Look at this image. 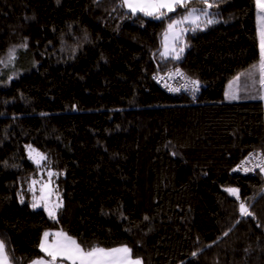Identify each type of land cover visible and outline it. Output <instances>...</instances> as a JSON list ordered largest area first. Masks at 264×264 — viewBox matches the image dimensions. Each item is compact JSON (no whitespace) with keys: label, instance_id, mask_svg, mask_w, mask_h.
Segmentation results:
<instances>
[{"label":"trees","instance_id":"trees-1","mask_svg":"<svg viewBox=\"0 0 264 264\" xmlns=\"http://www.w3.org/2000/svg\"><path fill=\"white\" fill-rule=\"evenodd\" d=\"M210 3L155 20L122 0H0V67L27 68L0 84L11 264L46 256L50 229L85 250L125 244L142 264H264V172L238 169L264 154V100L224 97L259 60L255 0ZM192 8L207 15L185 25L179 59L162 56L165 24ZM40 165L62 198L54 216L30 203Z\"/></svg>","mask_w":264,"mask_h":264},{"label":"snow or ice","instance_id":"snow-or-ice-1","mask_svg":"<svg viewBox=\"0 0 264 264\" xmlns=\"http://www.w3.org/2000/svg\"><path fill=\"white\" fill-rule=\"evenodd\" d=\"M189 0H122V4L126 5L132 13L137 11L143 12L147 16H154L156 19H162L165 16V12L160 11L161 9H167L168 12H175L177 7H186ZM200 3L207 5L208 8L213 7V3L210 0H199ZM256 7L259 9L258 19L261 21L259 33H260V47H261V57L264 59V0H255ZM196 9H192L195 12ZM203 15H207L204 11ZM182 19H188L184 16ZM199 19V17H196ZM180 21L173 20L169 25L168 29H172L173 26ZM209 24L213 23L212 20L207 21ZM167 37V33H165ZM167 47V45H165ZM166 53H161L165 55ZM11 55V53H10ZM179 59V56L176 57ZM261 71H264V63L261 65ZM195 83V82H193ZM264 83V80H262ZM249 171V169H246ZM264 172V167L261 168ZM231 194L237 195L238 189H227ZM38 204H33L32 207H38ZM47 210V209H46ZM240 212L242 215L250 216V213L245 205L242 203L240 205ZM49 215L53 216L54 213L49 210ZM59 237L62 239L58 240L54 245H47L42 241L40 248L48 256L52 257V261L55 262L59 257L60 260L70 261V264H142L139 258H132V249L127 246L120 248H102V247H91L85 250L75 239L68 236L67 233H58ZM49 233H44V237L47 238ZM195 255V253H193ZM0 264H8V256L6 253L5 242L0 240ZM32 264H45L43 258L33 261Z\"/></svg>","mask_w":264,"mask_h":264},{"label":"rangeland","instance_id":"rangeland-1","mask_svg":"<svg viewBox=\"0 0 264 264\" xmlns=\"http://www.w3.org/2000/svg\"><path fill=\"white\" fill-rule=\"evenodd\" d=\"M259 9L256 7L255 4V25L257 31V42H258V50H259V60L257 63L252 65L249 69H254L252 72H249V75L252 77H256L260 82L259 86L255 88L248 84V80L246 78L247 72L246 70L242 69L233 75L227 82L225 89H224V97L227 100L230 99H240V98H247L248 96H253V93L257 92L261 94V98L264 99V71H261V65L264 63V59L261 57V47H260V33L259 28L261 21L258 19ZM184 16H187L188 19H182ZM202 17L204 15L198 11L192 12L190 11L189 14H184L182 17L174 19L176 21H180L179 23L175 24L172 29H168V25L171 22H167L165 24V29L162 33L160 39V48L161 53H166L165 55H173L177 56L182 50L183 46L180 45V41L182 40L184 30V23L185 21H191V19L195 17ZM193 17V18H192ZM165 33H167V37H165ZM167 45V47H165ZM11 61V60H10ZM15 65V64H14ZM257 65V66H256ZM256 66V67H255ZM27 68L21 66H3L0 67V84H6L16 77L19 72L26 71ZM38 153H32V155ZM264 155V154H262ZM30 156V158H31ZM264 167V166H262ZM32 195L30 199L31 206L35 203L38 204V207L43 208L47 214H49V210H51L54 215L58 206L61 204V195L55 190L52 178V172L50 169L45 168L43 165L38 167V175L36 177V181L34 185L31 187ZM47 209V210H46ZM53 215V216H54Z\"/></svg>","mask_w":264,"mask_h":264},{"label":"crops","instance_id":"crops-1","mask_svg":"<svg viewBox=\"0 0 264 264\" xmlns=\"http://www.w3.org/2000/svg\"><path fill=\"white\" fill-rule=\"evenodd\" d=\"M193 9V8H192ZM192 9H189L186 13H185V15L186 14H189L190 13V11L192 10ZM162 10V9H161ZM160 10V11H161ZM197 11V10H196ZM198 12H200V11H198ZM199 17V16H198ZM193 18V17H192ZM201 18L202 17H199V19H196V17L195 18H193V19H191V21H185V23H184V25H187V24H190V23H196V22H198V21H200L201 20ZM185 27V26H184ZM257 66V65H256ZM255 66V67H256ZM254 70V69H253ZM245 72H247V71H245ZM247 75H249L248 73H247ZM246 75V76H247ZM249 82H248V84H250L251 86H254L255 88H257V86H259V84H260V82L258 81V79L256 78V77H254L253 78V80H252V77L250 76V78H249V80H248ZM257 95L259 94L260 95V98H261V94H260V92L259 93H257V92H255ZM262 99V98H261ZM262 100H264V99H262ZM49 233V236L47 237V238H45L44 237V233ZM42 235H41V237H40V241H39V244L41 245V243H42V241L43 242H45L47 245H49V246H51V245H54L58 240H60V239H62V237H59L57 234L58 233H66V232H63V231H61V230H58V229H50V230H47V231H45ZM68 236H70L69 234H67ZM70 237H72V236H70ZM73 238V237H72ZM73 239H75V238H73ZM78 243V242H77ZM123 246H127V245H125V244H120V245H116V246H112V247H102V246H95V247H102V248H120V247H123ZM128 247V246H127ZM129 248V247H128ZM46 254V253H45ZM40 258H43V260H44V262H45V264H56L57 263V261H60V262H62V263H64V264H70V261H66V260H60L59 259V257L57 258V260L55 261V262H53L52 261V257H50V256H48L47 254H46V256H38V257H35V258H33V259H31L30 261H28L27 262V264H32V262L33 261H36V260H38V259H40ZM132 258L133 259H136L137 257H133L132 256ZM8 264H11V262H10V260L8 259Z\"/></svg>","mask_w":264,"mask_h":264},{"label":"built area","instance_id":"built-area-1","mask_svg":"<svg viewBox=\"0 0 264 264\" xmlns=\"http://www.w3.org/2000/svg\"><path fill=\"white\" fill-rule=\"evenodd\" d=\"M163 84L167 86V88L171 91H181L185 89V83L183 81L177 80L170 76L169 78H165ZM264 166V155H262L259 151H251L247 154V156L238 163V169L246 172V169L249 171H254L256 169Z\"/></svg>","mask_w":264,"mask_h":264},{"label":"water","instance_id":"water-1","mask_svg":"<svg viewBox=\"0 0 264 264\" xmlns=\"http://www.w3.org/2000/svg\"><path fill=\"white\" fill-rule=\"evenodd\" d=\"M150 18H152V19H155V20H159V19H156L154 16H149ZM41 160V156L40 155H38V154H34V155H32L31 156V161H33V162H39Z\"/></svg>","mask_w":264,"mask_h":264}]
</instances>
